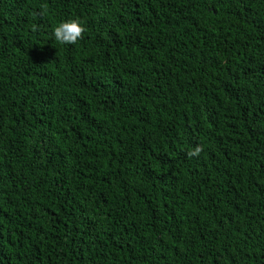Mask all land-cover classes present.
I'll return each instance as SVG.
<instances>
[{"label":"trees","instance_id":"1","mask_svg":"<svg viewBox=\"0 0 264 264\" xmlns=\"http://www.w3.org/2000/svg\"><path fill=\"white\" fill-rule=\"evenodd\" d=\"M0 264H264V0H0Z\"/></svg>","mask_w":264,"mask_h":264},{"label":"clouds","instance_id":"2","mask_svg":"<svg viewBox=\"0 0 264 264\" xmlns=\"http://www.w3.org/2000/svg\"><path fill=\"white\" fill-rule=\"evenodd\" d=\"M86 31L84 23L79 18H65L59 20L51 30V40L57 45H77ZM203 151L202 146H196L191 155L198 156Z\"/></svg>","mask_w":264,"mask_h":264}]
</instances>
